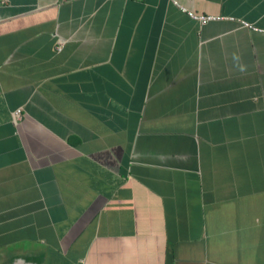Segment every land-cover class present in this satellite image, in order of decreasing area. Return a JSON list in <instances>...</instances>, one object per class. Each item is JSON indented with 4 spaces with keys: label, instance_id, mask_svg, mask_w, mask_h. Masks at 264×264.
<instances>
[{
    "label": "crops",
    "instance_id": "obj_1",
    "mask_svg": "<svg viewBox=\"0 0 264 264\" xmlns=\"http://www.w3.org/2000/svg\"><path fill=\"white\" fill-rule=\"evenodd\" d=\"M0 264H264V0H0Z\"/></svg>",
    "mask_w": 264,
    "mask_h": 264
},
{
    "label": "built area",
    "instance_id": "obj_2",
    "mask_svg": "<svg viewBox=\"0 0 264 264\" xmlns=\"http://www.w3.org/2000/svg\"><path fill=\"white\" fill-rule=\"evenodd\" d=\"M190 14L193 15V16H196V15L193 14L192 12H190ZM196 17H198L202 23H206V22H208V21H210V20H213V19L222 18L221 16H216V15H201V16H196ZM243 23L246 24V25H249V26H253V25L249 24V23L246 22V21H243ZM20 111H21V109H18V110L15 112L17 116H18V114L20 113Z\"/></svg>",
    "mask_w": 264,
    "mask_h": 264
}]
</instances>
